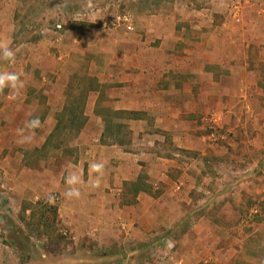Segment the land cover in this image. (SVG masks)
<instances>
[{
    "label": "crops",
    "instance_id": "1",
    "mask_svg": "<svg viewBox=\"0 0 264 264\" xmlns=\"http://www.w3.org/2000/svg\"><path fill=\"white\" fill-rule=\"evenodd\" d=\"M53 3L57 4V1L0 0V41L9 43L16 53L12 62L0 59V72L14 71L25 84L15 99L9 95L8 88L0 92V178L11 184L7 195L18 202L28 195L46 199L51 193L58 194L59 219L73 238V244L68 247L72 254L62 256L58 264H79V254L94 255L95 248L104 249L111 264H121L119 259L122 264H139L142 259L137 255L138 250L157 240L154 237L171 233L175 223L185 217L183 212L167 208L172 201L166 191L160 195L150 194L147 185H151L153 191L152 187L157 186L159 180L173 183L167 172L171 166H179V152H184L183 159L188 161L181 167L185 169L184 176L188 183L193 180L194 185L197 176L193 170L200 174L211 159L208 155H212V151L214 154L223 151L217 143L210 142L212 135L198 122L204 124L208 115L214 114V119H221L224 111L225 114L238 112L237 89L241 82L248 84L241 81L245 70L239 66V57L235 59L239 40L220 33L205 32L196 36L176 33L175 19L160 16L146 21L144 27L148 33L143 35L84 32L89 37L80 35L74 42L94 54L90 71L101 73L97 75L101 77L97 83L114 81L117 84L105 94L102 86L90 89L89 96L83 99L81 105L85 110L81 115L86 123L75 131L78 155L67 165L63 163L65 166L59 167L52 162L39 170L29 167L25 154L45 146L60 121L54 114L65 102L62 93L56 90L57 80L53 84L47 82L51 75H59L60 64L52 62L49 44L42 43L47 39L39 38L34 42L30 36L34 33H30L28 25L35 18L39 21L45 18ZM208 21L211 20H197L196 24L204 26ZM193 24L194 20L190 21L189 25L196 27ZM218 24L215 22L216 26ZM13 41L18 43L13 44ZM133 41L135 43L128 47L127 43ZM225 43L227 47H224ZM55 46L60 49L64 45ZM59 54L58 59L68 55ZM98 56L106 61L99 62ZM109 75L115 76L116 80H110ZM36 77L40 78L39 83ZM35 89H43L45 102V112L39 115L34 112L39 101L30 95ZM245 98L247 92L243 93ZM58 105H61L60 109ZM51 106H56L54 114ZM100 106L138 113L137 118L119 120L129 126L126 135L131 137L128 141L124 137L119 144L105 132L103 116L97 111ZM146 116L151 117V123ZM34 117L43 120L38 133L42 135L40 142L32 139L29 144H19L23 132L29 133L26 121ZM149 129L152 130L146 131ZM231 132L233 138L235 131ZM116 135L122 138L124 134ZM165 141L169 147L171 145L169 153L172 156L167 158L158 155ZM232 142L234 140L230 139L229 144L233 145ZM127 146L130 151L126 150ZM93 162L105 164L98 186V174L91 172L89 167ZM199 163L202 170L197 169ZM70 174H76L82 180L77 185L81 193L79 198L64 196ZM127 185L134 186V192L129 193L125 189ZM133 254L135 259L129 261ZM201 261V258L193 261L177 258V264H199Z\"/></svg>",
    "mask_w": 264,
    "mask_h": 264
},
{
    "label": "rangeland",
    "instance_id": "2",
    "mask_svg": "<svg viewBox=\"0 0 264 264\" xmlns=\"http://www.w3.org/2000/svg\"><path fill=\"white\" fill-rule=\"evenodd\" d=\"M56 1L57 4H52L45 18L41 21L35 18L28 28L30 33H34L30 36L35 43L39 38L47 39L42 43L49 44L52 62L60 64L59 75H51L47 82L53 84L57 80L56 90L62 93L65 103L62 105L63 109L58 105L61 110L55 114L53 112L56 106H51L52 113L60 119V127L47 146L27 151L25 157L29 167L40 170L42 166L52 165V162L59 167L71 162L78 155L75 150V131L86 123L81 115L85 110V106L81 105L83 99L89 96L90 89L102 86L105 94L110 91L111 86L117 84L114 81L97 83L101 80L97 75L101 73L94 72L93 69L90 71L94 54L87 47H79L74 42L78 36L85 35L84 32L143 35L148 33L147 27H144L146 21L160 16L175 19L176 33L196 36L208 32L226 34L228 38L232 36L231 39L239 40L235 59L239 57V66L245 70L241 81L248 83L244 85L241 82L237 89L238 112L225 114L224 111L222 114L225 117L222 116L221 119L215 120L212 114L207 116L204 124L198 122L199 126H204L206 133L212 135L210 139L213 141L210 142L217 143L223 151L216 154L212 151V155H208L211 159L207 160L209 163L203 170L198 164L197 169L202 172L199 174L197 170H193L197 176L194 185L193 180L187 182L185 169L181 168L188 162L183 159L186 156L184 152L178 153V158L181 159L177 163L179 166L168 168L167 173L176 184H167L162 179L157 186L152 187L153 191L151 185H147V193L150 194L160 195L166 191L169 201H172L167 208L183 212L185 217L175 223L171 233L165 232L160 237H154L157 240L146 243L144 248L138 250L137 255L142 259L141 264H177L179 257H185L189 261L201 258L199 264H264V0ZM123 14L130 18L133 28L130 32H126L121 26L110 25V22ZM207 18L211 21L206 25L196 24L197 20ZM193 20V26L196 27L189 25ZM215 22L219 24L216 26ZM56 26H60V29ZM23 28L28 31L27 26ZM12 43L16 44L18 41ZM134 43L128 42V47ZM58 44L64 45L63 48L57 49L55 45ZM226 45L227 43L224 47ZM58 50L68 55L58 59ZM97 59L99 62L106 61L100 56ZM45 63L50 64L47 61ZM109 78L116 80L115 76L109 75ZM42 90L35 89L30 93L39 101L34 110L35 115L45 112ZM244 92H247L245 99ZM55 96L54 94L53 97ZM134 118L135 116L132 119ZM146 119L149 123L152 122L150 116H146ZM119 120H115L116 124L121 121ZM40 121L42 126L43 120ZM220 122H223V127ZM125 126L127 134L129 126L126 123ZM40 127L35 129L34 133L37 135L32 138L38 143L42 138L38 134ZM232 130L235 131L233 138ZM128 137L131 136L127 135L124 140L128 141ZM230 139L234 140L233 145L229 144ZM126 150L130 151L129 146ZM169 151L171 145L169 147L165 141L158 155L167 158L172 156ZM144 172L142 170L141 173L146 177ZM7 182L0 178V264H58L62 256L69 257L72 249L68 247L73 244V239L62 235L64 230L69 229L59 219L57 204L49 202V197L57 193L49 194L46 199L28 195L18 202L8 197V188L11 189L12 186ZM133 187L127 185L125 189L132 193ZM90 254L80 253L79 264L112 263L106 257L104 249L95 248L94 255ZM134 259L133 254L129 261ZM119 260L122 264L121 259Z\"/></svg>",
    "mask_w": 264,
    "mask_h": 264
},
{
    "label": "clouds",
    "instance_id": "3",
    "mask_svg": "<svg viewBox=\"0 0 264 264\" xmlns=\"http://www.w3.org/2000/svg\"><path fill=\"white\" fill-rule=\"evenodd\" d=\"M15 50L10 46L9 43L0 41V59L12 62L15 60ZM25 87L24 81L20 75L14 71H2L0 72V92H3L5 88L9 89V95L15 99L19 96L21 90ZM41 126L39 117H34L26 121L25 127L29 130L27 135H21L18 143L21 145L29 144L32 141L35 129ZM90 171L98 174L96 184H99V177L104 174L105 164L103 162H93L90 164ZM69 186L64 192V196L67 199L79 198L81 193L78 184L82 183V180L76 174H70L66 180ZM54 200V197L50 196L49 201Z\"/></svg>",
    "mask_w": 264,
    "mask_h": 264
},
{
    "label": "trees",
    "instance_id": "4",
    "mask_svg": "<svg viewBox=\"0 0 264 264\" xmlns=\"http://www.w3.org/2000/svg\"><path fill=\"white\" fill-rule=\"evenodd\" d=\"M102 116H103V120H104V124H105V132L109 133V136H111L112 140H114L117 143H122L123 138L127 137V135L124 133L126 126L125 124L122 123H117L114 124L113 120L114 119H132L134 116L135 118L138 116L137 112H124V111H113L109 108H101L99 110H97ZM60 127V122L57 123V126L55 127V131L57 132V130ZM115 133H119V134H124L122 135V138H120L119 136H114ZM55 132L48 137L47 142H46V146L49 144V140H51L50 138H52L54 136Z\"/></svg>",
    "mask_w": 264,
    "mask_h": 264
},
{
    "label": "built area",
    "instance_id": "5",
    "mask_svg": "<svg viewBox=\"0 0 264 264\" xmlns=\"http://www.w3.org/2000/svg\"><path fill=\"white\" fill-rule=\"evenodd\" d=\"M110 25L112 27H122L126 32H130L133 30L130 18L127 15H120L118 16L113 22H110ZM57 29H60V26H56ZM54 200H52L50 203L58 204L60 202L59 196L57 194H53ZM62 235L66 238H72V235L70 234L69 230H64L62 232Z\"/></svg>",
    "mask_w": 264,
    "mask_h": 264
}]
</instances>
